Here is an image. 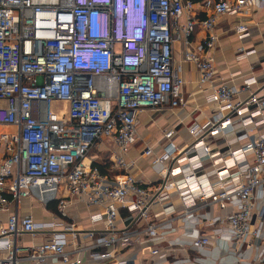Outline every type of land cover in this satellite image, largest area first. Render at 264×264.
Here are the masks:
<instances>
[{
	"label": "built area",
	"instance_id": "obj_1",
	"mask_svg": "<svg viewBox=\"0 0 264 264\" xmlns=\"http://www.w3.org/2000/svg\"><path fill=\"white\" fill-rule=\"evenodd\" d=\"M254 8H264V0H0V126L12 128L0 133V215H7L0 218V264H83L86 254L94 263L126 264L120 250L156 238L166 223L119 233L120 212L146 218L154 204L169 200L171 190L178 193L181 217L203 207L224 211L236 201L222 234L246 249L253 246L259 235L253 219H264L256 196L264 195V135H257L264 130V87L256 77L244 79L240 88L226 84L217 78L211 53L219 44L218 18ZM197 31L206 36L188 46L183 59L197 66L199 84L210 86L206 99L215 113L190 128L194 142L186 152L173 142V129L165 131L162 156L145 148L154 165L173 164L164 168L159 186L147 189L129 174L125 157L139 141L141 114L187 106L173 44L184 38L188 45ZM235 33L241 42L251 37L245 23ZM54 102L68 105L63 117L52 112ZM238 131L249 141L227 154L206 141ZM103 141L116 147L109 173L84 165ZM205 158L212 162L213 179L199 175ZM31 198L43 206L56 202L53 220L22 215V202ZM77 203L104 210L90 217L93 224L105 221L106 228L96 239L90 232L88 247L79 245L75 225L65 221ZM36 233L51 236L20 245L22 235ZM192 241L204 250L213 242Z\"/></svg>",
	"mask_w": 264,
	"mask_h": 264
},
{
	"label": "crops",
	"instance_id": "obj_2",
	"mask_svg": "<svg viewBox=\"0 0 264 264\" xmlns=\"http://www.w3.org/2000/svg\"><path fill=\"white\" fill-rule=\"evenodd\" d=\"M199 17L204 18V15L200 12ZM184 22L185 18L181 23ZM240 23H245L251 32V37L243 42L238 39L235 33L236 26ZM216 33L219 36V44L211 55L215 59L217 78L230 86L240 88L244 79L256 77L259 86L263 88L264 8H254L242 15L219 17L216 23ZM205 36L203 31H197L188 45L184 38H176L173 44L175 64L180 67L185 79L182 92L187 100V106L183 109L173 110L165 107L158 111H148L138 118L139 141L125 158L129 164V174L135 177L144 188L153 189L159 186L164 168H170L173 165L172 162L154 165L152 157L144 156L145 148L148 146L152 148L155 155L162 156L165 131L173 129L175 131L173 142L180 151L186 152L194 142L190 135V128L196 124H204L215 113V107L207 103L206 99L211 92L210 86L200 85L197 66L194 63L185 62L183 59L186 48L193 43L202 41ZM250 51H254V53L243 57L244 53ZM260 95L264 97V90L260 91ZM242 96L246 98V95L242 94ZM2 128L0 133L12 130L10 127ZM257 135H264V130L259 131ZM206 141L215 150L227 154L231 148L236 149L244 146L249 140L244 137L242 132L238 131L226 137L208 138ZM115 151L116 147L113 142L103 141L91 149L84 162L88 160L89 165L106 167L111 163ZM3 158L4 150L0 147V163ZM203 163L204 166L199 175L213 179L215 172L211 160L205 158ZM183 166L186 167V164ZM177 182L180 183V179H177ZM169 193V200L164 204H154L146 218L131 219L126 211L120 212L116 224L119 233L141 231L149 225L166 223L159 228L160 235L156 238L144 237L139 244L134 243L128 248L121 249L120 260L125 261L126 264H264V219L254 217L252 226L259 235L253 241V246L246 249L245 245L239 246L230 241L227 235L222 234L227 227L224 218L236 211V201L229 204L224 211L216 206L203 207L191 217H181L183 207L178 193L175 190H171ZM256 196L258 204H264L263 193L259 191ZM50 204L43 206L36 199H26L20 206V213L34 217L37 222H48L53 220L52 214L56 213V210L50 208ZM103 211L102 208L88 207L83 203H77L68 208V218L65 221L75 225L74 231L79 245L83 247L92 245L93 239L89 235L90 232L94 233V239H96L105 231V221L93 224L90 220L92 215ZM0 218L6 220L7 215L2 214ZM57 224L62 225L60 220L57 221ZM50 236V233L26 234L19 238V242L23 247H31L43 243ZM204 237L212 239L211 248L209 250L195 248L192 240ZM156 250L160 253L154 256L152 252ZM23 264L32 263L24 262ZM48 264L63 263L60 260H53ZM83 264L116 263H94L86 254Z\"/></svg>",
	"mask_w": 264,
	"mask_h": 264
},
{
	"label": "rangeland",
	"instance_id": "obj_3",
	"mask_svg": "<svg viewBox=\"0 0 264 264\" xmlns=\"http://www.w3.org/2000/svg\"><path fill=\"white\" fill-rule=\"evenodd\" d=\"M52 112L57 114L59 117H63V114H65L68 110V105L64 103L54 102L51 105ZM2 126H0V131L2 130ZM90 163H88V160L84 162L85 166H89Z\"/></svg>",
	"mask_w": 264,
	"mask_h": 264
},
{
	"label": "trees",
	"instance_id": "obj_4",
	"mask_svg": "<svg viewBox=\"0 0 264 264\" xmlns=\"http://www.w3.org/2000/svg\"><path fill=\"white\" fill-rule=\"evenodd\" d=\"M190 1H193L194 3H199V2H201L202 0H190ZM96 166V165H95ZM98 167V166H97ZM108 167H109V170H108ZM98 168H100V170L103 172V173H109L110 172V168H111V163H109L108 164V166H103V167H98ZM108 170V171H107ZM50 208L52 209V210H56V203L54 202V203H51L50 205Z\"/></svg>",
	"mask_w": 264,
	"mask_h": 264
}]
</instances>
